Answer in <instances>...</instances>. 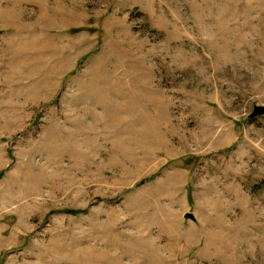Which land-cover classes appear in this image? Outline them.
Returning <instances> with one entry per match:
<instances>
[{"label":"rangeland","instance_id":"obj_1","mask_svg":"<svg viewBox=\"0 0 264 264\" xmlns=\"http://www.w3.org/2000/svg\"><path fill=\"white\" fill-rule=\"evenodd\" d=\"M255 106L264 0H0V264H264Z\"/></svg>","mask_w":264,"mask_h":264},{"label":"water","instance_id":"obj_2","mask_svg":"<svg viewBox=\"0 0 264 264\" xmlns=\"http://www.w3.org/2000/svg\"><path fill=\"white\" fill-rule=\"evenodd\" d=\"M263 114H264V107L263 106H255L254 111L250 115V118L257 117V116H260V115H263ZM186 217L194 219V215L190 214V213L187 214Z\"/></svg>","mask_w":264,"mask_h":264},{"label":"trees","instance_id":"obj_3","mask_svg":"<svg viewBox=\"0 0 264 264\" xmlns=\"http://www.w3.org/2000/svg\"><path fill=\"white\" fill-rule=\"evenodd\" d=\"M0 176H2V174L0 173Z\"/></svg>","mask_w":264,"mask_h":264}]
</instances>
